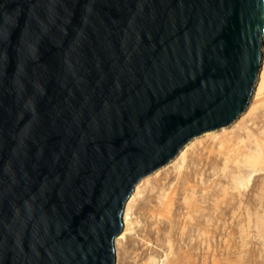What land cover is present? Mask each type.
I'll return each mask as SVG.
<instances>
[{"label":"water","instance_id":"water-1","mask_svg":"<svg viewBox=\"0 0 264 264\" xmlns=\"http://www.w3.org/2000/svg\"><path fill=\"white\" fill-rule=\"evenodd\" d=\"M264 0H0V264H114L134 186L229 126Z\"/></svg>","mask_w":264,"mask_h":264},{"label":"rangeland","instance_id":"rangeland-1","mask_svg":"<svg viewBox=\"0 0 264 264\" xmlns=\"http://www.w3.org/2000/svg\"><path fill=\"white\" fill-rule=\"evenodd\" d=\"M260 120L252 133L237 132L233 143L204 141L188 155L189 170L181 173L196 188L193 195L174 180L166 183L175 176L172 169L151 180L143 197L154 187L164 202L173 200L172 211L158 207L155 220L141 211L136 237L120 247L119 264H148L150 258L157 264H264V163L246 161L245 153L254 138L264 139ZM230 147L235 155L228 154Z\"/></svg>","mask_w":264,"mask_h":264},{"label":"bare ground","instance_id":"bare-ground-1","mask_svg":"<svg viewBox=\"0 0 264 264\" xmlns=\"http://www.w3.org/2000/svg\"><path fill=\"white\" fill-rule=\"evenodd\" d=\"M260 50H261L260 68H259V71H258L256 79H255V83H254V87L252 90L251 97H250L248 104L245 107L244 111L229 126L220 128V129L212 131V132L204 133L202 135H199V136L194 137L191 140H189L178 151L176 156L170 162H168L167 164H165L164 166H162L158 170L154 171L150 175L144 177L139 182H137V184L134 186V188H133L132 192L130 193L129 197L127 198L126 202H124L125 204L123 206L122 217H121L122 226H123L122 230L116 236V238H114V243H113L114 253H115L114 264H119L118 258H119L120 247L125 246V244L129 243L130 241H133V238L136 237V235H137L136 227L138 224H140L139 223L140 221H139L137 215H139V213L141 211L147 213L148 217H150V219H152V220H155V219H157V217L161 216V215H158L159 214L158 213V210H159L158 207H162V208L164 207L163 209L166 211L167 215L170 214L172 211V206H173L172 201L173 200L169 199V201L164 202L163 201L164 199L161 198V196H156V194L158 193V189H155L152 186H150V187H152L150 192L147 195L145 193L146 196L143 197L142 194L145 192V188L148 187L147 185L151 182V180L157 178L164 170L166 171L167 169H172V171L175 173V176L167 178L166 183L172 182V180H174V182L176 181L175 183L172 182V183H174V185L175 184L185 185L187 192H191L193 195V193H195V192H192V190L194 189L193 185L191 187V185L188 182V179L185 178V176L181 173L183 169L189 170L188 164L186 165V162L188 161V155H190V153H193L194 150L196 151V149L199 148L206 141H209V142L211 141L212 144L217 143V144H219V147H220L226 143L227 139L232 140L233 138H235L237 132L243 131L246 133V135H248L247 133L253 132L252 131L253 127L259 126V120L264 117V36H263L262 45H261ZM260 122H261V120H260ZM263 134H264V132H263ZM201 148H202V146H201ZM227 151H228L229 155H235L236 154V152L234 153V151H235L234 148L230 147ZM243 151H245V149ZM245 153L247 156H249V157H247L248 160L246 159V161H249L250 159H252L253 161L258 160V164H260V162L264 163V139L259 140L257 138H254V145L252 147L248 148V151ZM255 162H257V161H255ZM255 162H253V163H255ZM185 165H186V167H185ZM263 168H264V166H263ZM250 176H251V174L249 175V177ZM232 178H234V177H232ZM199 181H200V179H199ZM193 197H195V196H193ZM140 198H143V199L139 200ZM162 214H164V213H162ZM150 219L148 218V220H150ZM182 231H183V229H182ZM141 242H140V244H141ZM143 242H144V240H143ZM123 251H124V248H123ZM148 264H157V261H155L154 258H150L148 260ZM171 264H176V263L172 262Z\"/></svg>","mask_w":264,"mask_h":264}]
</instances>
